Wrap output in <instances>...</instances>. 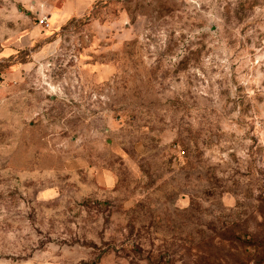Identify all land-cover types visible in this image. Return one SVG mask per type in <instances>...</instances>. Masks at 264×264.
<instances>
[{"label":"rangeland","instance_id":"374dc122","mask_svg":"<svg viewBox=\"0 0 264 264\" xmlns=\"http://www.w3.org/2000/svg\"><path fill=\"white\" fill-rule=\"evenodd\" d=\"M0 0V264H264V0Z\"/></svg>","mask_w":264,"mask_h":264},{"label":"crops","instance_id":"0c3cea01","mask_svg":"<svg viewBox=\"0 0 264 264\" xmlns=\"http://www.w3.org/2000/svg\"><path fill=\"white\" fill-rule=\"evenodd\" d=\"M78 7V4H73L69 0H67L61 8H54L52 5H48L45 8L44 17L47 22L51 24H55L56 26L62 24L65 20H67L71 15H73V11Z\"/></svg>","mask_w":264,"mask_h":264},{"label":"built area","instance_id":"2783aa9c","mask_svg":"<svg viewBox=\"0 0 264 264\" xmlns=\"http://www.w3.org/2000/svg\"><path fill=\"white\" fill-rule=\"evenodd\" d=\"M38 22L40 25H42L43 27H46L48 28V22L46 20V18L44 16H41L39 19H38Z\"/></svg>","mask_w":264,"mask_h":264}]
</instances>
